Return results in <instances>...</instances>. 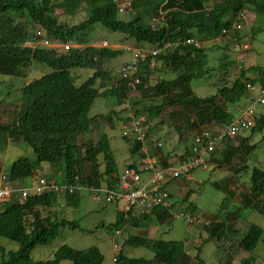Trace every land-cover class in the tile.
I'll use <instances>...</instances> for the list:
<instances>
[{"label":"trees","instance_id":"obj_1","mask_svg":"<svg viewBox=\"0 0 264 264\" xmlns=\"http://www.w3.org/2000/svg\"><path fill=\"white\" fill-rule=\"evenodd\" d=\"M208 4L211 5L209 11L204 9ZM82 5L86 7L87 16L77 25L68 26L55 14L57 10H62L73 15ZM247 10L253 12L256 18H264V0H134L130 9L132 18L129 21L117 19L118 8L115 0H0V76L25 79L32 65L48 69V72L24 84L20 89L19 107L11 123L0 121L1 150L10 143L20 141L29 146L35 155V161L24 158L16 160L8 173L4 174L11 183H17L22 179L32 178L39 166L46 163L48 179L52 181L53 177H61L62 183L67 184L73 177L78 176L80 184L84 186L113 188L118 175L106 135L100 133L95 144L89 141L83 144L79 140L89 134L91 127L102 122L110 124L112 116L116 114L112 111L106 116L90 117L89 111L96 99L113 97L117 105L121 106L130 90L134 89L140 92L141 97L151 95L161 99L158 105L150 104L134 110L133 115L136 117L144 115L147 121L153 120L158 118L164 108L171 107L176 111L170 117H180L188 130L196 126L202 128L228 125L237 117L228 110V106L237 105L242 99L249 97L250 101L255 100L256 94L249 92L245 85L264 89V69L258 66L245 69L240 67L238 76L229 79V71L234 67V61L227 55H222L218 59L221 78L215 85L214 95L199 98L193 95L189 83L199 77L203 78L209 72L207 55L201 43L212 42L219 37L224 28H230L236 17L239 14L245 16ZM153 18H158L159 21L155 28L150 26ZM95 25L109 32L122 34L138 46L152 49L165 42L177 43L178 46L154 57L143 56L138 62L136 76L139 83L134 89L122 79L110 86V74L102 66L119 56L120 51L88 45L89 29ZM35 29L41 31L48 40L61 44L74 43L82 47L70 48L64 54H56L41 47H22L37 37ZM234 37L239 38V32H235ZM187 39L197 41L199 45H184L183 42ZM225 48L223 46L222 49ZM153 61L160 63V71H170L177 76L171 80H160L153 87L147 85L154 70L151 65ZM73 70H89L92 73L89 78L76 85L71 73ZM253 73L256 78L251 77ZM135 105L133 103L132 108ZM1 106L2 101L0 109ZM256 113L258 112L255 111L251 116L254 123L250 128L252 133L264 128V114ZM191 116L193 120H190ZM145 128L149 137V129ZM246 140H240L237 147L223 142L224 149L220 152L223 159L228 160L231 155L238 154L241 150L251 154L255 147L244 145ZM131 144L133 154L142 146L136 141ZM190 148L191 144L179 158L187 157ZM216 153L217 149L209 161H213ZM245 168L237 169L235 173ZM244 184L245 190L240 193V209L238 207L232 213L233 216L237 217L238 212L247 210L264 218V170L253 168L249 182ZM167 185L162 188H167ZM59 196L63 197L67 206H76L78 193L29 196L24 200L13 196L6 201L0 213V239L16 244L17 249L6 251L0 246V264H60L63 261L71 264L103 263L104 258L96 247L75 250L61 246L49 261L35 262L31 259V252L35 247L50 244L66 227H77L75 223L52 211ZM169 197L172 200L171 195ZM189 198L190 194L186 193L179 204L185 211L193 214L196 207L189 202ZM174 202H171V207ZM226 202L229 203V200ZM155 214L162 217V225L171 224L173 220L169 210L157 208L137 217L129 214L127 219L117 213L111 226L114 232L126 227L139 228V223ZM202 229L208 236L196 248L193 259L186 252L183 242L129 235L125 244L150 251L152 258H130L120 250L115 255L113 264H203L199 255L205 243L226 240L223 237L225 231L231 235L237 234L235 230H227L219 222L205 224ZM262 235L261 228L250 225L246 234L235 242L236 246L240 251L249 253L256 249ZM243 264H249V261H243Z\"/></svg>","mask_w":264,"mask_h":264},{"label":"rangeland","instance_id":"obj_2","mask_svg":"<svg viewBox=\"0 0 264 264\" xmlns=\"http://www.w3.org/2000/svg\"><path fill=\"white\" fill-rule=\"evenodd\" d=\"M245 13L246 17L243 21V25L245 26L242 27L241 34L243 38L249 41L250 50L238 55L228 45H222V43L214 44L211 41L202 42L201 47L207 55V69L209 72L203 78L199 77L189 83V88L193 95L199 98H205L215 94V85L219 83V79L221 78L218 72V59L222 55H227L230 60L234 61V67L229 71V79L238 76L240 67L245 69L258 66L264 69V18H256L254 13L249 10ZM55 14L59 20L65 22L68 26H74L86 19L87 10L82 5L73 15H68L62 10H57ZM131 18L132 12L130 10L118 11L117 13L118 20L129 21ZM89 31V46L100 48L104 44L105 48L120 51L119 56L111 61L105 62L102 66V69L110 74L111 80L108 82L110 86H114L119 80L118 69L127 63L131 57L127 49L150 50L148 46H138L124 35L109 32L99 25L91 27ZM252 31H255L254 35ZM34 33L35 35L40 34L39 39H46L41 31L35 29ZM51 43L57 44L58 42L50 40ZM67 44L71 45V48L82 47L74 43ZM223 46H226V48L222 49ZM151 65L154 70L148 79L147 85L149 86L153 87L160 80H171L177 76L176 73L170 71H160V63L153 61ZM46 72H48L46 67L41 68L32 65L25 79L0 76V101H2L0 109L1 122L9 124L14 119L20 103V89L23 85L39 78ZM71 73L76 80V85H79L91 76L92 71L73 70ZM251 77H255L254 73L251 74ZM254 92H258V89L256 88ZM250 98L242 99L237 105L232 107L228 106V110L233 113L234 117H236L235 115L238 116L242 110L252 105L253 101H250ZM133 103H136V105L132 108ZM160 103V98L151 95L141 97L140 92L136 89L130 90L127 99L121 106L117 105L116 99L113 97L98 98L89 111L90 117L97 115L106 116L109 113L111 114L112 111L116 114L112 116V122L110 124L102 122L95 127H91L89 134L82 137L79 143L84 144L89 141V143L95 144L98 140V135L100 133L105 134L108 139L109 149L113 153L117 163L116 170L117 172L122 171L128 162H135L137 160V156L129 152L130 139H125L121 136L123 119L126 117L128 109L130 113H133L136 109H141L150 104L158 105ZM175 111V108L166 107L159 114L158 118L149 121L146 120V116L141 115L145 121L144 125L149 129L150 134L146 143L162 144V147L157 149L159 153L163 150L171 155L179 156L190 146L192 137L198 132L204 130L213 132L215 129H220V127L216 126L202 128L196 126L190 130L185 129V124L180 117H170V114ZM257 112L264 114L263 107L258 109ZM190 120H193L192 116ZM263 137L264 128L255 133H252L250 130L243 132L236 139L228 143L237 147L239 146L240 140L246 138L247 140L244 142V145L255 147L251 154L248 155L246 150H241L238 154L231 155L228 160H224L220 154L225 145L222 143L216 148L217 153L213 156V161H210L211 165L208 170L193 172L190 175L191 180L180 179L172 182L168 186L167 191L174 193L172 194L171 202L175 201L174 206L170 207L169 211L174 214L187 212L179 202L182 201L186 193H189V202L196 207L193 214L199 216L197 224L190 226L185 224L183 220L173 217L171 224L165 223L164 225H160V223L157 224L155 219L151 217L143 222L146 225L141 230L125 228L124 231L122 230V234L114 236V230L111 225L115 219V206L105 204L102 199L93 201L88 193L79 192L75 207L66 208L65 206H59L61 210L59 211L60 216L75 223L77 227L75 229L66 227L60 231L58 237L50 244L35 247L31 252V259L35 262L49 261L61 246H68L75 250L96 247L104 258L102 264H113V259L120 250L130 258L151 259L152 253L150 251L143 248L127 246L125 241L129 235L147 236L149 231L148 227L150 228L152 226L158 229V232L154 235L155 239L183 242L186 252L193 259L196 255V248L208 236L207 232L202 229V226L212 222H219L223 223L227 230H235L237 234L231 235L225 231V236L223 237H226V240L205 243L199 255L203 264H226L227 262L230 264H243V261H249V264H264V218L255 212L247 210L238 212L237 217L232 214L238 210L240 193L245 190L244 183L246 182L247 184L249 182L251 170L253 168L264 170ZM22 158L35 161V155L32 149L23 142L10 143L4 150L0 149L1 173L7 174L12 163ZM47 166L48 164L46 163L41 164L32 178L22 179L16 184H13V186H22L21 188L31 186L35 181V177L40 176V174L43 176L44 168H47ZM244 167H246L245 170L235 173L237 169ZM53 180L56 183L62 181L61 177H53ZM227 200H229V203L226 202ZM43 213L45 212L43 211ZM250 225L261 228L263 235L256 249L245 253L237 248L235 242L246 234ZM154 231L155 229H151L150 236ZM114 244L118 246V251L112 250ZM0 246L6 251H15L17 249L16 244L4 239H0ZM60 264L71 263L63 261ZM191 264H194V262Z\"/></svg>","mask_w":264,"mask_h":264},{"label":"built area","instance_id":"obj_3","mask_svg":"<svg viewBox=\"0 0 264 264\" xmlns=\"http://www.w3.org/2000/svg\"><path fill=\"white\" fill-rule=\"evenodd\" d=\"M133 1L115 0V4L118 11L123 12L131 9ZM210 7V4L205 5L204 9L209 11ZM245 17L244 14H239L236 17L235 23L230 28H224L219 37L215 38L212 43L219 44L221 42L224 45H228L238 55L249 51L250 43L241 34L242 27L245 26L243 25ZM158 23V18H153L150 21V26L155 28ZM235 32H239V38L234 37ZM39 37L40 34L38 33L37 37L32 38L31 42L22 47L30 49L47 48L56 54H64L71 48L69 44H50V40H41ZM183 44L194 47L199 45L197 41L192 39L185 40ZM177 46V43L171 44L165 42L162 46L152 48L149 51L127 49L131 57L127 63L118 69V78L127 81L128 85L134 89L139 83L136 76L139 60H142V57L145 55L154 57L162 51ZM102 47H105V45L103 44ZM245 87L252 94H256V96L254 95L255 100L252 105L242 110L228 125L220 127L217 130L215 129L213 132L204 130L195 134L191 140L190 154L184 159L179 158L182 155L180 154L179 156H175L165 168L158 169L156 167V159L145 153L136 167H126L122 170L118 175L117 183L111 189L84 186L80 184L78 176L73 177L72 181L67 184L56 183L46 177H38L30 188L16 189L8 176L0 173V213L6 201L13 196L24 200L29 196H42L46 194L74 195L79 192L88 193L95 201L102 199L105 204L114 205L118 209V214L124 219H127L129 214L137 217L148 214L157 208L169 210L171 207L170 193L167 191V188H162L163 185L180 179L190 180V175L193 172L208 170L210 168L209 158L219 145L223 142L233 141L237 136L249 131L254 126L251 116L255 111L264 106V89H258V92H254L255 88L252 85L246 84ZM144 122L142 116L136 117L128 109L121 127V136L125 139H130V143L136 141L143 146L148 139ZM156 147L160 148L161 144L157 143ZM142 174H150V178L144 184L141 183L140 175ZM169 213L171 214V212ZM171 215L174 218L183 220L185 224L190 226L198 223L199 216L188 212L173 213ZM115 235H119V231H115ZM112 250L118 251V246L114 244Z\"/></svg>","mask_w":264,"mask_h":264},{"label":"crops","instance_id":"obj_4","mask_svg":"<svg viewBox=\"0 0 264 264\" xmlns=\"http://www.w3.org/2000/svg\"><path fill=\"white\" fill-rule=\"evenodd\" d=\"M156 144L157 143H144V145L140 147L139 151L137 153H134L133 154L132 151H131L132 150V144L129 143V145H130L129 152H130V154L137 156V160L135 162H128L124 168H126V167H136L140 163V161L142 160V158L144 157V154L145 153L148 156H151V157H153V158L156 159V167L158 169L165 168L166 165L173 160V158H174L175 155L174 154L171 155L170 153L164 152L163 150L159 153L157 149H160V148H157L156 147ZM161 147H162V144H161ZM114 161H115V158H114ZM115 163H116V161H115ZM116 165H117V163H116ZM210 165H211V162H210ZM121 172L122 171H119L116 174L119 175ZM38 177H46V178H48V169L47 168H44L43 176L40 174V176L35 177L34 180L36 178H38ZM140 177H141V179L144 178L143 181H141V183L144 184L150 178V174H142V175H140ZM190 180H191V177H190ZM60 183H62V181ZM13 184H16V183H13ZM171 184L172 183H170V184L167 185V189H168V186L171 185ZM31 186H32V184H31ZM31 186H29L27 188H30ZM21 187L22 186H20V187L19 186L18 187L15 186L16 189H22ZM23 188H26V187H23ZM172 194H174V193L171 191L170 192L171 197H172ZM93 201H95V200H93ZM59 206L60 207L65 206L66 208H73L71 206H67L66 203H65V201L63 200V197H61V196L58 197L57 202H56V205L52 209V211H55L56 215H59L60 216V212L59 211H61V210L59 209ZM115 208H116V211H115V219H116L117 213H118V209H117V207H115ZM169 212H171V211H169ZM152 217L155 219V222L157 224L160 223V225H161V219L160 218H162V217H160L158 214H155ZM115 219H114V222H115ZM139 224H140V226H139V228H136V230H141L142 227H144L143 223H139ZM148 229H149V231L147 233L148 235L146 236V238L147 239H155V236L154 235H155L156 232H158L157 227L154 228L152 226L150 228L148 227ZM151 229L152 230L155 229V231L150 236ZM122 230L124 231L125 228L124 229L122 228L121 230H119V234H122L123 233Z\"/></svg>","mask_w":264,"mask_h":264}]
</instances>
